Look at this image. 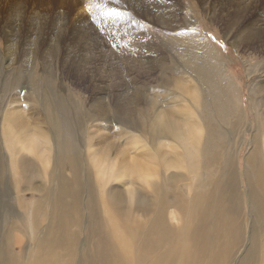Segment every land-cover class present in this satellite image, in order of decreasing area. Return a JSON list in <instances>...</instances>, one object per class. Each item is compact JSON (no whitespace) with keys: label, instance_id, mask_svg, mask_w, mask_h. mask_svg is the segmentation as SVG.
Returning a JSON list of instances; mask_svg holds the SVG:
<instances>
[{"label":"bare ground","instance_id":"1","mask_svg":"<svg viewBox=\"0 0 264 264\" xmlns=\"http://www.w3.org/2000/svg\"><path fill=\"white\" fill-rule=\"evenodd\" d=\"M154 17L162 27H170L169 20L160 13ZM261 35V31L253 35L249 33L242 38V44L245 47L254 45L251 47L256 52ZM195 37L187 38L189 48L178 53L182 57L179 59L181 69H176L166 82L162 90L164 94L160 95L158 91L152 97L146 96L140 109V120L137 126H131L138 134L131 133L129 143L143 150L144 158L126 162L125 158H119L124 155L123 151L111 160L107 149L101 156L94 154L91 168L100 186L96 193L91 185L92 177L85 180L82 175L91 169L87 170L89 166L79 146L69 137L73 130L66 134L69 135L67 138L61 137L60 129L66 127L69 130V123L59 117L58 107H53L51 128L55 142V170L49 177L50 186L32 161L21 158L18 164L20 172L16 174L18 187L27 184L23 190H18V197L31 189L41 194L27 219H21L26 230L31 221L29 250L24 255L14 256L2 249L0 264H231L234 257L236 264H264V158L262 151L258 153L261 133L255 134V148L246 158L247 185H241L244 189L242 194H236L235 202V175L230 177L229 174L233 171L232 159L225 155L233 147V135L242 119L235 101L236 89L231 77L223 74L218 54ZM33 90L29 94L32 100ZM258 90L264 93V81ZM176 103L180 107H174ZM112 108L108 102L94 104L87 113L88 121L94 123L114 116L122 124L120 119L130 116L123 107ZM217 116L230 128L228 131L216 124ZM261 117L264 125L263 114ZM5 122L3 134L8 150L18 155L15 146L20 145L23 151L37 153L43 158V165L49 167L52 152L50 133L27 123L16 113H9ZM39 141L45 143L44 147L39 146ZM166 142L175 152L159 153V147ZM149 143L157 146L155 154L148 153ZM67 168L73 174L71 179L64 173ZM170 169H184L189 175L182 172L167 177ZM132 175L140 181L142 179L145 185H141V191L131 187L134 183L130 185L127 192L129 204L119 186L106 191L116 178L128 179ZM191 175L196 178L193 182L189 181ZM35 176L41 181L33 188L31 184ZM185 182L187 195L180 186ZM100 190L105 218L93 212L98 205L96 196ZM85 194L88 201L84 207L86 210L90 207L87 215L91 217L84 225L80 213ZM243 203L251 217L249 225L246 223L249 228L246 244L245 226L240 217ZM173 208L176 213L170 214ZM226 213L234 214L236 218L226 221L223 218ZM210 218L212 220L209 221ZM42 220L47 221L45 227H41ZM180 220L183 225L176 230L173 222L179 223ZM27 221L28 224L24 225ZM15 225L13 222L16 228L18 224ZM73 225L77 230L69 229ZM83 233L84 239L81 238ZM6 240L11 247L12 239L8 237Z\"/></svg>","mask_w":264,"mask_h":264},{"label":"rangeland","instance_id":"2","mask_svg":"<svg viewBox=\"0 0 264 264\" xmlns=\"http://www.w3.org/2000/svg\"><path fill=\"white\" fill-rule=\"evenodd\" d=\"M156 13L169 20L170 27H162V23L154 17ZM260 31L262 35L257 42L256 52L252 49L254 45L245 47L242 44V38L246 35ZM263 36L264 0H0V253L4 249L6 253L20 256L29 250L31 221L24 224H28L26 230L22 220H26L34 210L41 194L31 189L18 197V190H23L27 184L18 187L16 174L20 172L18 164L21 158L32 161L50 186L49 177L55 170V142L51 128L53 107H58L59 117L69 123V130L66 127L60 129L61 137L67 138L69 135L66 134L73 130L69 137L79 146L89 166L87 170L91 169L90 173L85 171L82 175L85 180L92 177L91 185L95 193L98 192L100 186L91 168L94 154L101 156L107 149L111 160L119 157L123 151L124 155L119 158H125L126 162L133 158H144L143 150L129 143V135L138 134L131 126H137L142 114L140 109L146 99L158 94V91L160 95L164 94L162 90L166 82L176 69H181L179 59L182 57L178 53L189 48L186 41L190 37L204 42L218 54L223 74L231 77L236 89L234 96L242 119L233 135V147L225 155H230L232 159L233 171L229 174L230 177L235 175L236 202V194H242L244 189L241 185H247L246 158L255 148L257 132L261 133L258 153L262 151L264 158V125L261 117V114L264 116V93L258 90L264 81ZM31 90L34 91L33 100L29 97ZM107 102L113 108L123 107L130 116L120 119L122 124L114 116L97 120L98 123L88 121L87 113L92 106ZM176 105L179 104L176 103L174 107ZM112 110L111 113L116 116ZM9 113H16L27 123L50 133L52 152L49 167L43 165V158L37 153L23 151L20 145L15 146L18 155L8 150L3 131ZM215 122L228 131L229 127L220 117L217 116ZM119 130H123V133ZM94 131L97 132L91 135ZM39 142V146L44 147L45 143ZM148 146V153L158 151L157 146L150 143ZM168 146L166 142L159 147V153L175 152ZM68 170L64 173L71 179L73 174ZM182 172L189 175L184 169H170L167 177ZM32 179L31 187L36 188L34 184L37 185L41 179L37 176ZM195 179L191 175L189 181ZM186 184L180 186L187 195ZM130 185L141 191V185L145 184L142 179L140 181L132 175L128 179L116 178L106 191L119 186L129 204L127 192ZM146 189L151 192L150 188ZM86 196L82 199L83 211L80 213L84 225L91 217H88L90 207L88 211L84 207L88 201ZM96 199L98 205L93 212L104 217L101 190ZM70 204L73 202L70 201ZM72 210H75L73 206ZM172 210L170 214L176 213L175 208ZM242 211L240 217L245 226L243 235L246 244L249 237L246 223L249 225L251 217L244 203ZM218 218L219 215L216 220ZM223 218L230 221L236 215L226 213ZM45 220H42L41 227L47 225ZM13 222L18 224L16 228ZM182 225V220L173 222L176 230ZM69 229L75 231L77 227L73 225ZM6 237L12 239L11 247ZM84 237L85 233L81 234V238ZM236 260L232 258L231 264H236Z\"/></svg>","mask_w":264,"mask_h":264},{"label":"snow or ice","instance_id":"3","mask_svg":"<svg viewBox=\"0 0 264 264\" xmlns=\"http://www.w3.org/2000/svg\"><path fill=\"white\" fill-rule=\"evenodd\" d=\"M97 6H99V5H97ZM89 11L91 12V7H89Z\"/></svg>","mask_w":264,"mask_h":264}]
</instances>
